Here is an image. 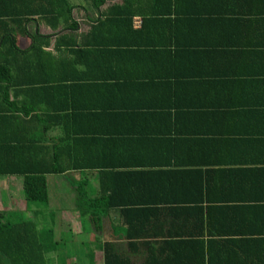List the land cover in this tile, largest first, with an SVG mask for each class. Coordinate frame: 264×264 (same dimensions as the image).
Instances as JSON below:
<instances>
[{
	"label": "crops",
	"instance_id": "crops-1",
	"mask_svg": "<svg viewBox=\"0 0 264 264\" xmlns=\"http://www.w3.org/2000/svg\"><path fill=\"white\" fill-rule=\"evenodd\" d=\"M119 2L106 0L101 10H86L84 1L77 0L72 10L79 23L75 35L80 39L87 34L102 9ZM202 2L215 11L229 5L227 0ZM237 3L238 8L248 10L249 4L256 0H237ZM137 17L134 21L139 29L141 18L137 21ZM178 19L180 16H163L153 21L155 39L163 38L160 31L168 35L175 27L178 29ZM226 19L215 16L209 21L208 17H197L196 26L178 41L180 48L186 47V52L179 50V56L166 58L174 68L151 66L143 70L142 65L118 66L117 58L116 65L121 69H115V73L130 78L100 87L102 81L92 79L110 72L105 56L86 55L85 65H79L92 78L72 87L60 103V113L54 116H115L108 118L112 120L103 128L106 133L114 134L108 137L120 140L138 133L140 138L150 139V147L134 144L131 148L117 142L108 149L107 160L101 161L111 168L107 170L113 181L107 195L113 204L106 214L97 209L89 211V215L98 214L102 219L95 223L86 220L93 240L84 239L94 245L87 253H81L82 263L74 264H104L106 245L109 252L129 264H264V48L252 52L246 66L239 56L230 59L225 46L236 36L226 34ZM203 26L207 30L212 26V40L195 44L209 38ZM29 29L50 36L48 50L53 49L57 36L71 34L66 29L52 34L34 22ZM263 36L264 27H261L251 33V38L239 34L237 38L254 40ZM194 66L202 72L213 71L215 78L204 85L192 81L186 73H192ZM157 69L162 74L179 72L182 80L172 85L173 82L159 77H156L158 81H152L138 75ZM242 73L249 74L241 76ZM71 101L76 102L74 107L68 105ZM58 136L57 130L49 134L52 138ZM158 152L161 155H156ZM153 171L149 177L144 176ZM88 172L86 176L85 172L77 171L60 175L55 182L56 189L63 184L60 190L74 202L58 214V233H69L68 242H81L79 226L85 231L74 186L85 183L89 198L100 196V178L96 171ZM125 172L141 173L131 178L137 185L135 189H128L130 181L120 187V175ZM50 176L46 177L48 195ZM22 189L21 178L0 177V211L13 223L21 221V211L26 207ZM16 194L18 198L13 196ZM3 195L8 196L6 201ZM133 198L142 202L125 203ZM47 206L50 207L49 203ZM137 209L152 219L135 231L139 236L129 237L123 214ZM38 213L47 214L38 208L31 209L27 220ZM44 230L51 229H38ZM45 240L52 248L45 256L48 264H72L60 260L59 245L66 241L60 240L55 231L53 239L45 236Z\"/></svg>",
	"mask_w": 264,
	"mask_h": 264
},
{
	"label": "trees",
	"instance_id": "trees-1",
	"mask_svg": "<svg viewBox=\"0 0 264 264\" xmlns=\"http://www.w3.org/2000/svg\"><path fill=\"white\" fill-rule=\"evenodd\" d=\"M82 1L86 10H101L100 6L106 0ZM181 1L188 0H120L102 9L100 17L91 23L88 33L79 39L74 33L79 23L72 15V10L77 6L76 0H0V177L21 178L25 201H48L46 177L49 175L67 176L77 171L85 172L83 174L86 176L88 171H96L100 178L98 198L87 196L85 183L74 186L82 220L95 223L102 216L89 215V211L97 209L106 214L113 204L107 195L113 177L109 179L107 169L110 167L101 161L107 160L110 146L118 142L131 148L134 144L147 149L150 147V139L140 138L138 133L134 137L131 134L121 137L120 140L108 137L114 134L106 133L103 128L108 127V121L112 120L108 118L115 116H54L60 113V103L67 98L71 88L92 78L79 69V65H85L86 55L105 56L106 64L110 66V72L92 79L102 81L98 86L104 87L110 81H125L130 77L117 75L115 69H121L118 66L142 65L143 70L151 66H170L166 58L179 56V50L186 52V47L180 48L179 39L182 37L183 40L184 35L196 26L197 17L203 16L208 17L209 21L215 16L227 18L224 23L226 34L236 36L225 46L230 59L239 56L246 66L251 60L249 55L264 48V36L254 40L237 38L238 34L251 38L252 32L264 27V0L249 4L246 11L237 7V0H227L228 7L221 11H215L203 0H192L195 1L193 3ZM136 16L141 18L139 29L135 27ZM163 16H180L178 29L175 27L168 35L160 31L158 33L163 38L155 39L153 21L162 20L157 19ZM33 22L38 26L42 24L52 34L62 29L69 30L71 34L57 36L53 49L48 50L50 36L29 29ZM203 32L209 38L195 44L212 40V26L208 30L203 26ZM158 71H143L138 75L152 81H158L156 77H159L173 82L172 85L182 80L179 72L175 75ZM204 72L194 66L192 73L186 74L190 75L192 81L204 85L216 76L212 74L213 71ZM248 74L242 73L241 76ZM236 77L239 78L238 75ZM75 103L71 101L68 105L74 107ZM53 130L59 131L58 137H49ZM154 173L144 176L149 177ZM140 174L122 173L119 186L125 187L130 181L128 189H135L137 185L131 178ZM140 202L142 200L133 198L125 203L131 205ZM149 216L141 214L139 209L125 212L123 222L128 226V236H139L140 233L135 231L141 225L150 223L152 218ZM45 236L53 239V231L39 232L32 220L13 223L8 215L0 211V264H48L45 256L52 248ZM103 259L104 264H129L109 252L107 245L103 248Z\"/></svg>",
	"mask_w": 264,
	"mask_h": 264
},
{
	"label": "rangeland",
	"instance_id": "rangeland-1",
	"mask_svg": "<svg viewBox=\"0 0 264 264\" xmlns=\"http://www.w3.org/2000/svg\"><path fill=\"white\" fill-rule=\"evenodd\" d=\"M75 1V0H74ZM77 1V0H76ZM81 1V0H78ZM137 21H139V18L136 19ZM60 175H52L49 177L48 179V183L51 189V194L50 196V200L48 202H32V201H28L26 202L24 200V202L26 203V207L23 209V211H21V220H27L28 219V215L31 212V209H35L38 208L41 211H43L44 213L50 212L51 214H46V215H42V214H36V215H31V220L37 225L38 229H51L53 231H55L56 234L59 235V239L60 240H64L66 241L65 243H61V241L59 242V252L62 255V257L60 258V260H67L68 262L71 261L72 264H74L76 261L79 263L83 262V259L80 257L81 253H87L89 251V249L91 248V245H94V243H88L87 239L84 238H90L89 241H92V237H91V233L89 232V230L87 229V221L82 220L81 226L85 227V231L83 232V229L80 228L78 231H80L82 234V236H80V243H77L78 241H74V242H68L70 241L71 235L69 233H65V234H59V225H60V216L58 214H60V209H63V207H70L72 204H74V202H72L71 198H69L70 196L66 195L65 193H63L62 191L64 190H60V188L63 186V184H61L62 186H55V182L56 180H59ZM63 189V188H62ZM16 198H18V194L13 195ZM3 198L5 199V201L8 199V196L3 195ZM61 198V199H59ZM50 205V207H48L47 205ZM66 221V220H65ZM89 226V225H88ZM78 238V237H77ZM92 239V240H91ZM83 240V241H82ZM48 257H52L50 255H48Z\"/></svg>",
	"mask_w": 264,
	"mask_h": 264
}]
</instances>
